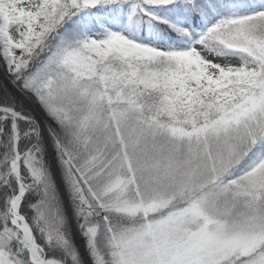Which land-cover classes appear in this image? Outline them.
<instances>
[{
    "label": "snow or ice",
    "instance_id": "obj_1",
    "mask_svg": "<svg viewBox=\"0 0 264 264\" xmlns=\"http://www.w3.org/2000/svg\"><path fill=\"white\" fill-rule=\"evenodd\" d=\"M0 264H264V0H0Z\"/></svg>",
    "mask_w": 264,
    "mask_h": 264
}]
</instances>
